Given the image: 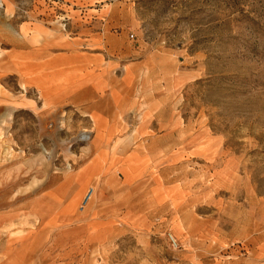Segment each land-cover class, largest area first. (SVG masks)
Returning <instances> with one entry per match:
<instances>
[{
  "label": "rangeland",
  "instance_id": "rangeland-1",
  "mask_svg": "<svg viewBox=\"0 0 264 264\" xmlns=\"http://www.w3.org/2000/svg\"><path fill=\"white\" fill-rule=\"evenodd\" d=\"M0 264H264V0H0Z\"/></svg>",
  "mask_w": 264,
  "mask_h": 264
},
{
  "label": "bare ground",
  "instance_id": "bare-ground-1",
  "mask_svg": "<svg viewBox=\"0 0 264 264\" xmlns=\"http://www.w3.org/2000/svg\"><path fill=\"white\" fill-rule=\"evenodd\" d=\"M90 199V198H89ZM89 199H88V201H89ZM87 203V202H86ZM15 227V226H14ZM13 229V228H12ZM11 230V229H10Z\"/></svg>",
  "mask_w": 264,
  "mask_h": 264
}]
</instances>
